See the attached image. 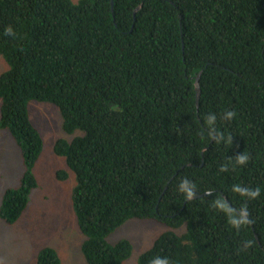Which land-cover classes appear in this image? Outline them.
<instances>
[{
	"label": "trees",
	"instance_id": "1",
	"mask_svg": "<svg viewBox=\"0 0 264 264\" xmlns=\"http://www.w3.org/2000/svg\"><path fill=\"white\" fill-rule=\"evenodd\" d=\"M0 58V130L25 164L8 225L38 187L30 103H50L88 264L132 257L108 241L132 219L171 229L139 264H264V0H0Z\"/></svg>",
	"mask_w": 264,
	"mask_h": 264
},
{
	"label": "rangeland",
	"instance_id": "2",
	"mask_svg": "<svg viewBox=\"0 0 264 264\" xmlns=\"http://www.w3.org/2000/svg\"><path fill=\"white\" fill-rule=\"evenodd\" d=\"M72 1L77 4L80 0ZM8 69L7 62L0 58V75ZM30 105L32 122L45 141L35 166L38 187L32 192L30 203L17 223L8 225L0 217V264H37L40 250L47 247L58 252L62 264H88L81 250L85 236L78 230L72 204L76 178L66 160L54 152L58 139L71 140L72 136L63 129L58 107L38 102ZM10 136L9 131L0 130V207L5 191L19 188L25 172L22 150ZM61 170L69 172L67 180L60 181L56 177ZM169 231L170 228L156 221L132 219L108 241L111 244L123 239L131 241L133 255L124 264H139L141 256ZM173 231L181 234L185 227Z\"/></svg>",
	"mask_w": 264,
	"mask_h": 264
},
{
	"label": "water",
	"instance_id": "3",
	"mask_svg": "<svg viewBox=\"0 0 264 264\" xmlns=\"http://www.w3.org/2000/svg\"><path fill=\"white\" fill-rule=\"evenodd\" d=\"M199 81H200V77L197 78V82H196V102H197L198 105H199V100H200V97H201V88H200V85H199Z\"/></svg>",
	"mask_w": 264,
	"mask_h": 264
},
{
	"label": "clouds",
	"instance_id": "4",
	"mask_svg": "<svg viewBox=\"0 0 264 264\" xmlns=\"http://www.w3.org/2000/svg\"><path fill=\"white\" fill-rule=\"evenodd\" d=\"M4 73V72H3ZM31 104V103H30ZM31 106V105H30ZM29 110H30V107H29ZM0 114H1V112H0ZM31 116V115H30ZM32 120V119H31ZM35 126V125H34ZM2 130V129H1ZM3 130H6V129H3ZM6 131H8V130H6ZM11 134V133H10ZM12 136V135H11ZM13 138V137H12ZM73 195V194H72ZM73 204V203H72ZM73 209H74V207H73ZM74 214H75V210H74ZM75 217H76V214H75ZM77 222V221H76Z\"/></svg>",
	"mask_w": 264,
	"mask_h": 264
},
{
	"label": "crops",
	"instance_id": "5",
	"mask_svg": "<svg viewBox=\"0 0 264 264\" xmlns=\"http://www.w3.org/2000/svg\"><path fill=\"white\" fill-rule=\"evenodd\" d=\"M1 102V101H0ZM1 105V104H0ZM11 135V134H10ZM10 137H12V136H10Z\"/></svg>",
	"mask_w": 264,
	"mask_h": 264
}]
</instances>
